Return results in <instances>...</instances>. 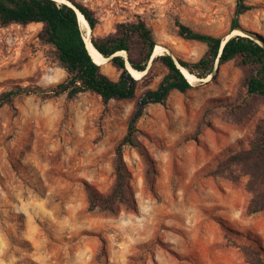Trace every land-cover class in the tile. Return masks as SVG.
I'll list each match as a JSON object with an SVG mask.
<instances>
[{
  "label": "rangeland",
  "instance_id": "374dc122",
  "mask_svg": "<svg viewBox=\"0 0 264 264\" xmlns=\"http://www.w3.org/2000/svg\"><path fill=\"white\" fill-rule=\"evenodd\" d=\"M75 1L97 16L96 37L141 19L162 51L139 75L133 99L32 94L0 108V264H252L254 254L264 262V212L247 214L249 177L239 168L212 175L229 155L248 149L264 125L262 99L243 112L223 107L235 102L246 73L234 62L220 66L215 79L193 78L188 92L172 91L163 104L146 107L137 124L140 146L124 151L134 208L88 211L86 186L110 192L116 147L137 103L167 74L157 58L196 62L207 50L181 38L176 22L225 38L236 1ZM245 2L253 9L239 28L264 38V0ZM41 29L0 24V96L18 86L50 89L67 78L53 49L40 42ZM98 63L118 79L110 61Z\"/></svg>",
  "mask_w": 264,
  "mask_h": 264
},
{
  "label": "trees",
  "instance_id": "16d2710c",
  "mask_svg": "<svg viewBox=\"0 0 264 264\" xmlns=\"http://www.w3.org/2000/svg\"><path fill=\"white\" fill-rule=\"evenodd\" d=\"M63 1L59 3L56 0H0V24L4 27L12 24L21 26L42 24L38 35L40 42L53 49L67 73V78L63 82L50 89L18 86L3 93L0 96V108L12 103L16 97L32 94L49 99L63 94L74 98L93 92L104 101L129 100L136 96L138 80L129 69L139 73L146 71L157 47L152 29L144 20L139 19L120 23L116 26L115 32L96 37L94 34L99 20L95 13L75 0ZM67 1L73 7L66 5ZM235 1L231 31L238 29L239 18L253 9L245 0ZM77 11L90 26V42L93 47L105 59H110L112 66L119 71L117 80L106 75L102 67L93 60ZM176 24L181 38L203 43L207 50L196 62L176 59L169 54L157 58L167 69V74L156 89L146 91L137 103L129 120L127 133L116 147L115 182L110 192L102 194L86 186L89 212L115 213L120 207L134 208L135 202L130 190V176L124 162V151L127 147L140 146L137 124L144 116L148 105L163 104L172 91L185 93L193 88V84L180 66L195 79L203 81L209 77L215 79L220 66L234 62L246 73L235 102L223 107L234 112H243L249 109L254 101L264 100L263 37L258 36L262 42L260 44L254 39L238 35L229 39L223 46L225 38L197 32L180 21ZM234 168H239L249 177L246 189L251 195V201L247 214L256 215L264 212V125L258 129L248 149L229 155L212 175H221L224 171L231 174ZM254 255L256 257L253 256L252 264H264L257 254Z\"/></svg>",
  "mask_w": 264,
  "mask_h": 264
},
{
  "label": "bare ground",
  "instance_id": "6f19581e",
  "mask_svg": "<svg viewBox=\"0 0 264 264\" xmlns=\"http://www.w3.org/2000/svg\"><path fill=\"white\" fill-rule=\"evenodd\" d=\"M57 2L59 3H63L64 1L63 0H56ZM66 2V1H65ZM68 3V2H67ZM69 4V3H68ZM79 21H80V24H81V28L82 30L85 32V36H86V39H87V42H88V47H89V50H90V53L93 57V59L97 62V64H100L98 63L99 61L100 62H105L106 59L100 54L98 53L90 44V41L88 39L89 37V34L91 32L90 30V26L88 25V23L86 22V20L83 19V17L79 14ZM237 34V31L236 33ZM238 34H241L243 36H246L244 33H238ZM160 51H162V48L160 46H157L155 51H154V55H153V58L156 56V53H160ZM101 65V64H100ZM131 72L133 73L134 77L139 80L141 77L139 76L141 73L139 72H135L133 71L132 69H130ZM184 71V73L186 74L187 78L189 79V81L192 83L193 82V76L187 74V71H185L184 69H182ZM211 77H209L207 80H209ZM193 84V83H192Z\"/></svg>",
  "mask_w": 264,
  "mask_h": 264
},
{
  "label": "water",
  "instance_id": "95a60500",
  "mask_svg": "<svg viewBox=\"0 0 264 264\" xmlns=\"http://www.w3.org/2000/svg\"><path fill=\"white\" fill-rule=\"evenodd\" d=\"M68 2V1H67ZM66 5H68V6H70V7H73V5L71 4V3H69V4H66ZM78 12V11H77ZM79 13V12H78ZM80 14V13H79ZM81 15V14H80ZM82 16V15H81ZM83 17V16H82ZM83 19H84V17H83ZM85 20V19H84ZM236 31H237V34H235L236 33ZM238 33H244L246 36L245 37H248V38H251V39H254V40H256L258 43H260V44H262V42L260 41V39L258 38V34H256V33H254V32H251V31H246V30H242L241 28H238V29H236L235 31H231V33L229 34V35H227L226 37H225V40H224V43H223V46L225 45V43L229 40V39H231V38H233V37H235V36H238V35H240V36H243V35H241V34H238ZM89 35H91V32H90V34ZM89 39V41H90V38H88ZM90 44H91V42H90ZM91 46L93 47V45L91 44ZM94 48V47H93ZM95 49V48H94ZM96 50V49H95ZM97 51V50H96ZM98 52V51H97ZM99 53V52H98ZM154 55V54H153ZM152 59H153V57H152ZM94 60V59H93ZM108 61H110V59H107ZM98 65H100V64H98ZM101 66V65H100ZM128 68H131L130 66H128ZM180 68L181 69H183L181 66H180ZM185 70V69H184ZM129 71H130V69H129ZM186 71V70H185ZM218 71H219V68H218ZM183 73H184V71H183ZM187 74H189L188 72H187ZM190 75V74H189ZM186 76V75H185Z\"/></svg>",
  "mask_w": 264,
  "mask_h": 264
}]
</instances>
